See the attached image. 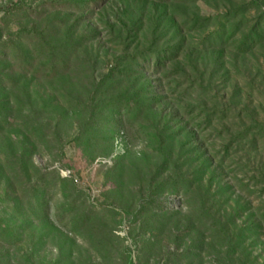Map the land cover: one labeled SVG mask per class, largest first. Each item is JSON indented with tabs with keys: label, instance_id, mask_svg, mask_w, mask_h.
Instances as JSON below:
<instances>
[{
	"label": "rangeland",
	"instance_id": "374dc122",
	"mask_svg": "<svg viewBox=\"0 0 264 264\" xmlns=\"http://www.w3.org/2000/svg\"><path fill=\"white\" fill-rule=\"evenodd\" d=\"M20 1L0 0V39L21 41L34 58L22 73L14 60L16 80L0 83V103L10 111L0 130V221L8 230L21 226L19 209L32 217L19 237L0 238V264H126L128 254L134 264H218L225 249L199 226L204 204L221 217L242 210L239 228L258 223L248 264H264V143L251 146L259 129L245 134L264 125V0H100L81 17L71 0H22L25 9L9 14ZM47 24L57 29L55 44L71 27L77 40L62 52L67 68L52 79L41 72L46 55L32 32ZM155 32L162 46L183 44L179 64L161 73L134 67L125 81L119 73L127 59L148 48ZM137 77L160 101L140 117L131 113L129 131L119 129V114L110 123L111 103L100 98ZM165 124L178 136L166 143L171 160L163 168ZM155 177V186L187 180L191 193L168 188L141 212ZM36 201L49 204V220L44 211L31 214ZM147 216L153 230L138 235L131 220Z\"/></svg>",
	"mask_w": 264,
	"mask_h": 264
},
{
	"label": "trees",
	"instance_id": "16d2710c",
	"mask_svg": "<svg viewBox=\"0 0 264 264\" xmlns=\"http://www.w3.org/2000/svg\"><path fill=\"white\" fill-rule=\"evenodd\" d=\"M22 1V0H21ZM18 2L19 4H15L13 8L9 10L10 12L15 9L23 8L24 1ZM164 2H168V0H164ZM53 4V3H52ZM56 4V2L54 3ZM52 5V8L54 6ZM72 5L74 10H77V15L85 16L87 9H93L97 6L101 5L100 0H90L89 2L86 0H71L69 3ZM59 5V4H57ZM61 6V4H60ZM64 7V5H63ZM66 7V6H65ZM28 9V8H27ZM26 9V10H27ZM30 10V9H28ZM41 15V14H39ZM73 26L74 23L72 24ZM34 39L38 40L41 44V48H43V53H45L46 58L44 62L41 65V72H44V75L48 78H56L58 75H60L63 71H65V68H67V61L64 58L63 51L77 43V40H73V27L67 30L69 33L68 36H65V42H61L60 44L54 43V35L56 36L57 29L55 26H51L50 24H47L43 29L32 31ZM250 40V37H245L243 40L242 45L246 46L248 44V41ZM161 38L158 37V32H155L153 35V41L151 45L146 48L145 50H142L140 52H137L135 55H133L131 58H128L127 61L130 60L129 66L124 67V69L119 73L123 76L125 81H131V72L134 67H136L137 70L141 72L143 69H152L156 73H161L164 70L167 69L168 65L170 64H179L178 59L183 51V44L179 43L174 46H162L160 44ZM18 42V41H17ZM19 43V44H18ZM14 42L13 40L4 41L0 39V83L3 81H15V71L12 67L13 61H17V71H20V73L24 72L28 67L30 68L33 66L34 58L32 55H30L28 52H26L21 44L22 42ZM137 61V62H136ZM134 62L136 64H134ZM117 71V70H115ZM114 77V71H112L105 79L102 81L105 82L107 80H111ZM111 78V79H110ZM134 86H131L122 92L119 93H112L104 97L103 99L100 98V101H107L112 106V114L110 116V123H114L117 115L120 116V121L118 123V128L123 129L126 128L127 131H129L128 127H132L131 120H130V114L136 113L139 117L143 115L146 111L151 110L155 104H157L160 101V96L153 91L150 90V86H148L147 83L141 82L139 78L135 79ZM100 82L95 90L91 92V96L89 99L90 102V109H93V104L95 103V100L97 98V95L99 93L101 83ZM201 87V85L199 86ZM10 116V111L8 108L0 103V130L3 129L2 123H7ZM128 126V127H127ZM257 128H251L248 129L246 135L251 132L253 129H259L261 130V134H256L253 141L251 142V146L255 147L260 143L261 140H263L264 143V125L262 124H255ZM171 131V130H170ZM169 132V126L164 125L163 129L161 130V136H159V151L160 156L163 161V168L168 164L170 157H169V151L166 146L167 141L176 140V137L178 135L170 134ZM263 137V138H262ZM261 138V140H260ZM234 141V140H233ZM26 154L22 155V159H25ZM162 168V169H163ZM174 168L181 173V165L178 161L174 162ZM44 179V178H43ZM42 179V180H43ZM41 180V181H42ZM58 180H60L61 183H66L71 181H68L66 179H61L58 177ZM157 181V178H154V182L152 185V188L154 189V193L152 192L149 198L144 202L143 207L141 208V212L146 209V207L149 206H155V204L158 203L157 196L159 194H164L165 191L168 188L173 187L175 189V193H181L184 191L186 194V197L188 198L190 191L191 182L184 180V181H173L170 183H166L164 185H156L155 183ZM73 185V184H72ZM76 191V190H75ZM203 199L205 201H210V195L209 191L205 190L204 194H202ZM213 199V198H212ZM205 208V209H204ZM15 210V209H14ZM159 210H162L159 208ZM190 210L193 212V208L190 206ZM21 214H16V217L23 219L21 221V226H17V228H8L4 229L2 224L3 220L0 221V238L2 236L7 237V235L15 234L17 237L20 236L21 233L26 232L27 227L30 222H28V219L30 216H27V210H20ZM17 211V212H19ZM35 211H41L45 212V219L49 220V212H50V206L49 204H43L40 201H36V208L34 211H32L33 215H37ZM203 217L206 222L199 223L201 229H205V233L207 232V235L209 239H211L212 242L216 245V247L224 248L225 252L219 257L218 264H248V260L250 259L249 254V246L248 241L252 240V238L259 235L260 225L256 222H249L245 223V226L243 228H239L237 224V220L241 218L242 210L235 211V213L231 214H225L224 216H220L219 210L214 212V207L207 208V205L204 204L203 208ZM16 212V210H15ZM191 212V213H192ZM150 214V212H148ZM147 213V214H148ZM143 214V213H141ZM194 214V212H193ZM229 215V216H228ZM91 218V212L87 211L84 212L82 215V221L85 223L90 220ZM41 222V220H37L36 223ZM131 227H133V230H138V235H146L148 231L153 230V226L150 224V218H145L144 220L140 221L138 218H134L131 220ZM16 229V230H14ZM152 243L151 239H145L144 240V246L148 247ZM201 246H199V249H204V246L206 245L204 242L201 241ZM215 245L211 246V249L215 248ZM188 255H192L191 252L188 250L185 252L184 258ZM127 262L126 264H134L133 260L131 258V255H127ZM171 258H174L173 255L170 256ZM196 257V256H195ZM176 259V258H175ZM177 260V259H176ZM174 260V261H176ZM171 262V261H170ZM173 263V262H172ZM52 264H58V262H53ZM250 264H254L250 261Z\"/></svg>",
	"mask_w": 264,
	"mask_h": 264
}]
</instances>
